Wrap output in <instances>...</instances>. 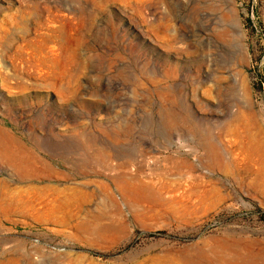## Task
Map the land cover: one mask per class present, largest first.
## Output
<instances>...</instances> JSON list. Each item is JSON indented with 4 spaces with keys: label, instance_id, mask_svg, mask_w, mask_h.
<instances>
[{
    "label": "rangeland",
    "instance_id": "rangeland-1",
    "mask_svg": "<svg viewBox=\"0 0 264 264\" xmlns=\"http://www.w3.org/2000/svg\"><path fill=\"white\" fill-rule=\"evenodd\" d=\"M261 215L264 0H0V264H264Z\"/></svg>",
    "mask_w": 264,
    "mask_h": 264
},
{
    "label": "bare ground",
    "instance_id": "bare-ground-1",
    "mask_svg": "<svg viewBox=\"0 0 264 264\" xmlns=\"http://www.w3.org/2000/svg\"><path fill=\"white\" fill-rule=\"evenodd\" d=\"M251 142V144H250V150L251 149H256L258 146L254 143V142H252V141H250ZM233 165V164H232ZM231 165V166H232ZM234 166V165H233ZM231 168V167H230ZM234 169V168H233ZM232 170V169H231ZM234 170H236V169H234ZM231 257V256H230ZM224 258L223 259H221L220 261H217L216 262V264H235V263H233V260H232V258H227L226 260H225V263H224ZM246 260H244V259H241L240 261H238L236 264H246Z\"/></svg>",
    "mask_w": 264,
    "mask_h": 264
},
{
    "label": "trees",
    "instance_id": "trees-1",
    "mask_svg": "<svg viewBox=\"0 0 264 264\" xmlns=\"http://www.w3.org/2000/svg\"><path fill=\"white\" fill-rule=\"evenodd\" d=\"M262 219H264V215H261Z\"/></svg>",
    "mask_w": 264,
    "mask_h": 264
}]
</instances>
